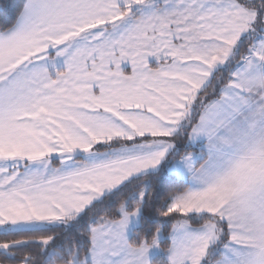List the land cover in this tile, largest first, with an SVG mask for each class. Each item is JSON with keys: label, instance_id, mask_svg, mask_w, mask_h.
<instances>
[{"label": "snow or ice", "instance_id": "6c2138e0", "mask_svg": "<svg viewBox=\"0 0 264 264\" xmlns=\"http://www.w3.org/2000/svg\"><path fill=\"white\" fill-rule=\"evenodd\" d=\"M0 264H264V0H0Z\"/></svg>", "mask_w": 264, "mask_h": 264}, {"label": "trees", "instance_id": "16d2710c", "mask_svg": "<svg viewBox=\"0 0 264 264\" xmlns=\"http://www.w3.org/2000/svg\"><path fill=\"white\" fill-rule=\"evenodd\" d=\"M163 195V194H162Z\"/></svg>", "mask_w": 264, "mask_h": 264}]
</instances>
